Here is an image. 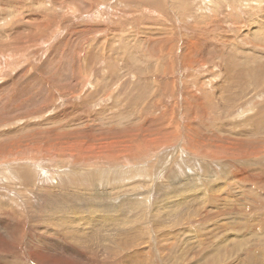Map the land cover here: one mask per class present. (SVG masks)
Listing matches in <instances>:
<instances>
[{
    "label": "rangeland",
    "instance_id": "obj_1",
    "mask_svg": "<svg viewBox=\"0 0 264 264\" xmlns=\"http://www.w3.org/2000/svg\"><path fill=\"white\" fill-rule=\"evenodd\" d=\"M215 253L264 264V0H0V264Z\"/></svg>",
    "mask_w": 264,
    "mask_h": 264
},
{
    "label": "bare ground",
    "instance_id": "obj_2",
    "mask_svg": "<svg viewBox=\"0 0 264 264\" xmlns=\"http://www.w3.org/2000/svg\"><path fill=\"white\" fill-rule=\"evenodd\" d=\"M154 143V144H153ZM150 144H152L155 148H157V147H163V146H166V144H164V142H162V141H160V143L158 142V141H156V140H151L150 141ZM167 148V147H166ZM91 151V150H90ZM141 170V169H140ZM140 173V172H139ZM216 179V178H215ZM207 181V180H206ZM193 182V181H192ZM97 185V184H96ZM132 185V184H131ZM199 185V184H198ZM77 186V185H76ZM133 186V185H132ZM104 188V186L102 185V180H101V182L99 183V185H97L96 186V189L97 188ZM178 189H182V188H179V187H170L169 189H168V192L166 193V195H168V194H171V193H173L172 195H175V197L174 198H176L177 200H182L180 197L181 196H183L184 195V193H180L179 191H178ZM119 193V192H118ZM123 193V192H122ZM183 194V195H182ZM99 195L100 194H97V195H93L91 198H93L92 200H90V201H94L93 203H103L104 201L103 200H99ZM101 198V197H100ZM221 199H223V198H221ZM59 200V199H58ZM106 201V200H105ZM61 202H65V201H62L61 200ZM52 203H54V201H52ZM72 203H75V201H72ZM87 203V202H86ZM118 203H125V201H124V199L123 198H121L120 199V201L118 202ZM102 205V204H101ZM107 205H109V206H111L109 203H104L103 204V206L106 208V206ZM102 206V207H103ZM101 207V206H100ZM111 208V207H110ZM113 208H117V207H113ZM78 209V208H77ZM112 209V208H111ZM115 209H113V211L112 210H108V211H111V212H113L112 214H114V210ZM234 209V208H233ZM235 210V209H234ZM79 211V210H78ZM87 211V210H86ZM106 211H107V209H106ZM107 211V212H108ZM238 210H235V211H233V212H231L230 210L229 211H227L226 213H228V214H226V216H224L223 217V219H222V221H223V224L220 226H217L218 227V230H215V231H212L211 232V237H218L217 236V233L219 232V234H221L222 235V233H225V231H227V230H232V231H236V229H239V214H238V212H237ZM93 212V211H92ZM102 213H103V211H102ZM108 213H110V212H108ZM108 213H106V214H108ZM163 213H165V212H163ZM168 213V212H167ZM94 214H95V212H94ZM124 214V213H123ZM166 214V213H165ZM164 214V215H165ZM176 214V213H175ZM219 213H217V215H218ZM234 215V216H231V215ZM73 216H75V215H73ZM228 216H231V218H228V219H232V220H228L227 219V217ZM98 217V216H97ZM165 217V216H164ZM72 218H74V217H72ZM132 219H135V218H131L130 220H123V219H121V221H119V225H123L122 227L123 228H121L119 231H116L115 230V228H114V232H115V234H118V235H120L121 236V238H123V237H125V236H127V232H128V223H130V222H133V221H131ZM162 219V218H161ZM165 219V218H164ZM63 220V219H62ZM66 220H68V219H66ZM118 221V220H117ZM123 221H125V223L123 222ZM162 221V220H161ZM62 223V222H61ZM60 223V224H61ZM106 223V222H105ZM104 222H103V224L102 223H100L99 224V220H97V218L96 217H94V216H92L91 218L90 217H87L86 215H82V216H78L77 217V220L76 221H74V220H72V219H70L69 220V222L67 223V224H65V222H64V224L65 225H69V227L68 226H65V225H63V223H62V226L59 228V232H62L63 234H65V233H67L66 232V230L65 229H68V230H70L69 231V233H68V235H71V234H73L78 240H79V246L80 245H82V244H84V243H86V241H88V236H87V234L85 233V226H84V224L85 225H88V226H86V227H88L89 229H90V232L91 233H93V235H94V237H98L99 235H100V233H103L104 231H107V232H104V236L102 235V237H100L99 239L101 240V243L102 244H105V246L106 247H109V243H111V242H109L110 240H112V237H111V235H112V233H109L110 231H112V229L111 228H109L108 226H112L113 224H105ZM115 223H117V222H115ZM163 223V222H162ZM125 224V225H124ZM163 224H165V221H164V223ZM79 225V226H78ZM115 225V224H114ZM60 226V225H59ZM82 226V227H81ZM79 228L81 229L80 230V232H78V230H79ZM221 228H224V230L222 231L221 230ZM127 231V232H126ZM222 231V232H221ZM126 234V235H125ZM125 235V236H124ZM223 235H225V234H223ZM123 236V237H122ZM128 236H129V234H128ZM128 236L126 237V238H128ZM93 237V238H94ZM95 239V238H94ZM98 239V238H97ZM96 240V239H95ZM114 240V239H113ZM90 241V240H89ZM91 241H93V239L91 240ZM119 241H121V239L119 240ZM93 244H94V242H93ZM98 244V243H97ZM118 244V243H117ZM116 244V245H117ZM85 245V244H84ZM89 245H90V243H89ZM94 245H96V244H94ZM120 245H123V246H128L129 248H133V247H135V246H138L139 244H136V245H133V243L130 241V240H127V239H122V241L120 242ZM83 246V245H82ZM113 246H115L114 244H113ZM86 247V246H85ZM117 247H119V246H117ZM121 248V247H120ZM1 249H2V247H1ZM83 249V248H82ZM88 249H89V246H88ZM93 249V248H92ZM91 249V250H92ZM97 249V248H96ZM239 249V248H238ZM85 250H86V248H85ZM124 251H121L120 249L118 250V254H121V253H123V252H125L126 251V249H123ZM134 250H136V247L134 248ZM215 250V249H214ZM106 252H107V250H106ZM137 251H135V253H136ZM45 253V252H44ZM138 253V252H137ZM90 254H94V253H92L91 251H90ZM217 255V253H215V254H212L211 255V261L212 262H214V264H220L221 262L219 261V257L218 256H216ZM47 256V255H46ZM41 257V258H40ZM39 258H37L36 257V255L35 254H33L32 255V258L34 259V260H37L38 262L40 261V262H47L48 263V261H49V263L50 262H53V261H50V260H47L46 259V257L44 256H40ZM72 257V256H71ZM77 257V256H76ZM212 257H214V258H212ZM138 258V257H137ZM248 258H249V256H248ZM60 261V260H59ZM125 260H124V258L122 257V256H120L119 258H118V263L119 264H122L123 262H124ZM36 263V262H35ZM54 264V263H53ZM57 264H58V262H57ZM60 264V263H59ZM224 264V263H223Z\"/></svg>",
    "mask_w": 264,
    "mask_h": 264
}]
</instances>
